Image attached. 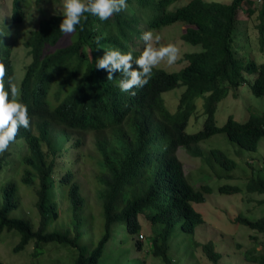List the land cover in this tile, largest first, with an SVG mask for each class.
I'll use <instances>...</instances> for the list:
<instances>
[{
    "label": "trees",
    "instance_id": "16d2710c",
    "mask_svg": "<svg viewBox=\"0 0 264 264\" xmlns=\"http://www.w3.org/2000/svg\"><path fill=\"white\" fill-rule=\"evenodd\" d=\"M33 2L37 7L40 0H12L9 18L0 21L7 32L0 37V62L5 77L12 81L13 40L8 37V26L22 23ZM174 2L126 0L125 8L104 20L84 13L71 33L61 32V14L41 16L28 30L22 45L30 61L24 68L19 98L27 105L29 127H19L15 139L0 152V173L4 172L0 240L7 233L17 235L13 252L32 244L31 256L36 258L47 246L56 245L71 251L64 264H143L125 258L130 252L128 242L139 245L132 237L141 230L140 217L150 226L148 251L161 264H176L169 251L177 231L190 235L192 245H197L193 235L204 219L193 204L204 202L211 188L205 182L199 186L192 182L176 151L183 147L200 157L201 167L210 164L207 172L222 176L234 170L236 162L216 147L204 153L201 141L224 133L239 149L253 151L264 137V117L259 113L244 120L229 115L223 125H217L214 116L217 103L229 89L247 82L244 72L253 74L252 93L264 95V62L246 58L241 62L235 43L240 22L246 40L250 38L247 20L238 17L239 11L248 18L256 12L253 29L259 49L264 47V0H189L172 7ZM175 22L186 24L181 38L198 46V50L184 52L181 59L187 62L178 70L154 66L145 85L123 92L117 85L122 73L113 72L109 80L105 69L96 68V60L109 48L132 50L135 59L144 46L142 32ZM179 85L184 89L171 112L161 95ZM198 97L204 100L205 119L201 129L189 133L185 128ZM82 131L95 134L99 154L98 231L68 157L78 145L71 135ZM15 161L23 166L20 176H6L9 168L15 169ZM197 174L202 179L205 175L200 168ZM20 184L34 195L37 222L21 210ZM217 190L230 194L239 187L223 184ZM246 190L264 196V171L248 177ZM234 221L264 233V216L251 219L240 213ZM119 231L122 239L117 238ZM201 246L209 260H218L212 241ZM248 254V260L264 264V255ZM0 264L6 263L0 260Z\"/></svg>",
    "mask_w": 264,
    "mask_h": 264
},
{
    "label": "rangeland",
    "instance_id": "374dc122",
    "mask_svg": "<svg viewBox=\"0 0 264 264\" xmlns=\"http://www.w3.org/2000/svg\"><path fill=\"white\" fill-rule=\"evenodd\" d=\"M189 0H176L172 7L182 5ZM211 1V0H204ZM221 2H229L231 0H217ZM12 0H0V21L7 19L11 13ZM39 6L32 8L27 13V18L17 26L9 25V38L13 40L12 64H13V82L18 90L24 73V68L30 61V57L22 45V40L26 37L28 30L34 28L41 16L46 17L52 14H60L63 9V0H40ZM256 12L249 19L248 16L239 11L238 17L241 20H247L250 38L247 41L241 22L236 31L235 43H238V52L241 57L248 60H254L257 64L264 62V47L259 49L258 40L255 37L254 26L257 22L255 18ZM249 19V20H248ZM10 21V19H9ZM144 27V26H143ZM0 28H2L0 24ZM186 28L185 23L175 22L165 25L158 30H150L154 36L159 35L160 41H153L154 46L160 47L172 43L177 48V60L169 65L167 59H162L157 67L166 70H178L186 64V60H182L185 51L198 50V46L192 45L181 38V34ZM256 28V27H255ZM141 44V43H139ZM247 82L241 83L237 88H230L227 95L222 98L216 105L215 120L217 125H223L229 115L237 120H244L249 114L259 113L264 117V95L256 96L252 93L250 83L253 74L244 72ZM184 85H179L168 89L162 93L166 101L167 108L173 112L176 110V104L180 93L183 91ZM203 97L195 99V112L189 117L188 124L185 128L186 132H195L201 129L205 114L203 113ZM72 142L78 141L77 147H73L68 153L71 168L81 186L83 194L86 196L88 209L95 214L94 227L98 231L100 219L99 204L96 195L97 192V174H98V151L95 148V134L93 132L82 131L71 135ZM204 153L209 148H219L224 151L230 158L236 162V168L231 172H226L222 176L215 173L207 172L210 170L209 163L201 167L202 160L199 156L192 155L183 147H178L176 154L182 161L184 173L191 175L192 182L199 186L202 182L208 183L211 188L210 193H206L205 200L202 203H194V208L202 214L204 222L199 225L194 233V239L197 243L192 245L193 238L183 232L175 233L170 241V256L175 259L176 264H259L246 258L248 252L250 255H264V233L252 230L243 224L236 223L235 217L242 213L251 219L264 216V198L262 194L252 193L246 190V180L252 174L258 171H264V137L257 143V147L253 151L239 149L238 145L228 141L224 133H217L199 143ZM55 160V159H54ZM66 165L68 159L64 158ZM15 161V169L12 167L5 173L6 176H20L22 168L19 162ZM56 164V161H54ZM216 165V164H215ZM18 167V168H17ZM17 168V170H16ZM205 174L203 179L197 174L199 169ZM207 168V169H206ZM56 165L54 166V173ZM203 175V174H202ZM4 176V172L0 173V181ZM228 184L236 185L239 191L236 193H220L218 186ZM22 196L21 210L25 215L30 216L35 222L38 220L36 210L33 207L35 198L30 189L19 185ZM30 210V212H27ZM142 223L141 230L138 234L133 235L132 239L136 240L139 245L132 246L130 242V252L125 258H136L143 264H161V259L154 256L148 251V237L150 226L147 220L140 217ZM118 239H122V231L117 234ZM17 235L7 233L0 240V260L6 264H64L70 257L71 251L66 248L56 247V245L47 246L46 252L39 257L31 256L32 244L26 246V250L21 252H13L12 247L17 242ZM212 241L215 250L219 253L218 260L213 262L205 255L201 244ZM113 255V254H112ZM110 255V256H112ZM249 255V254H248Z\"/></svg>",
    "mask_w": 264,
    "mask_h": 264
},
{
    "label": "clouds",
    "instance_id": "9594fccd",
    "mask_svg": "<svg viewBox=\"0 0 264 264\" xmlns=\"http://www.w3.org/2000/svg\"><path fill=\"white\" fill-rule=\"evenodd\" d=\"M125 7L126 0H63V9L60 12L62 20L59 27L61 32L71 33L80 23L84 13H91L104 20ZM6 33L3 28H0V37ZM140 39L144 42V46L135 59L132 50L124 52L118 48H109L95 63L96 68L107 71L109 80L113 78V72L122 73L117 85L123 92H128L134 86L145 85L152 74L153 67L162 59L166 58L169 65L177 60L176 46L172 43L160 47L154 46L153 41L159 42L160 36H154L152 31L142 32ZM133 63L137 67H133ZM21 126L29 127L28 108L19 98L16 84L10 77H5L2 62H0V152L8 148Z\"/></svg>",
    "mask_w": 264,
    "mask_h": 264
},
{
    "label": "bare ground",
    "instance_id": "6f19581e",
    "mask_svg": "<svg viewBox=\"0 0 264 264\" xmlns=\"http://www.w3.org/2000/svg\"><path fill=\"white\" fill-rule=\"evenodd\" d=\"M187 1V0H186ZM255 2V1H254ZM249 19H251V18H249ZM243 22V21H242Z\"/></svg>",
    "mask_w": 264,
    "mask_h": 264
}]
</instances>
